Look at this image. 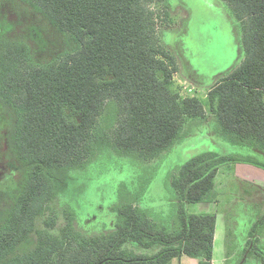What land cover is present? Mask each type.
Segmentation results:
<instances>
[{"label": "trees", "instance_id": "16d2710c", "mask_svg": "<svg viewBox=\"0 0 264 264\" xmlns=\"http://www.w3.org/2000/svg\"><path fill=\"white\" fill-rule=\"evenodd\" d=\"M165 1L0 0L16 25L38 13L57 40L72 42L42 62L21 32L0 36V109L16 167L0 180V264H170L183 256L212 264L217 217L187 206L214 202L224 166L264 170V0H222L241 25L245 57L206 100L183 98L175 87L177 61L161 42L153 8ZM109 102L118 108L111 145L119 157L158 160L191 122L206 118V106L220 135L243 153L209 151L179 168L166 223L125 198L111 208V228L83 233L73 211L55 233L53 206L66 196L65 175L84 172L110 149L96 139Z\"/></svg>", "mask_w": 264, "mask_h": 264}, {"label": "rangeland", "instance_id": "374dc122", "mask_svg": "<svg viewBox=\"0 0 264 264\" xmlns=\"http://www.w3.org/2000/svg\"><path fill=\"white\" fill-rule=\"evenodd\" d=\"M165 2L153 5V8L157 14L161 42L177 61L175 87L183 98L192 96L206 100L211 87L227 77L244 60L241 25L235 11L222 0ZM6 13L4 9L0 12V36L13 34V31L21 32L29 40L40 61H48L55 54L71 50V40L68 37L57 40L38 13H32L33 21L22 26L14 23V15L9 13L7 16ZM117 109L115 102L108 103L96 131V139L101 138L104 147L109 145V151L98 152L84 172H70L65 175L66 196H61L53 206L57 221L55 233L66 224L67 216L73 211L76 214L75 225L83 233L98 234L106 228H111L116 222V214L111 208L125 198H137L143 208L151 209L154 219L166 223L174 210V198L171 201L174 193L171 179L179 168L193 157L209 151L226 155L243 153V147L225 140L220 135L218 124L216 126L215 119L206 106V118L203 121L191 122L184 138L158 160L142 161L119 157L113 152L111 145ZM6 133L7 117L0 109L1 182L16 168L8 152ZM236 193L223 196L215 189L213 203L187 206L190 214L218 213L219 228L223 226V222L224 225L227 224V243L232 246L236 244V237L248 222L253 224L252 216L258 215L255 209L250 210L252 204L239 203ZM218 197L219 201L215 207L214 203ZM240 197L244 198L243 193ZM245 199L248 197L245 196ZM4 200L5 197L0 194V204ZM245 215L246 217H242ZM240 240L242 242L237 246L242 245V250L245 238L241 235ZM252 246L258 250L260 248L259 243H252ZM136 251L143 253L139 247H136ZM192 261L194 259L185 258L183 264H191ZM178 262L175 260L174 264ZM237 262L238 260L233 258L228 264Z\"/></svg>", "mask_w": 264, "mask_h": 264}, {"label": "crops", "instance_id": "0c3cea01", "mask_svg": "<svg viewBox=\"0 0 264 264\" xmlns=\"http://www.w3.org/2000/svg\"><path fill=\"white\" fill-rule=\"evenodd\" d=\"M215 189L223 196L240 192L236 193L238 202L241 204H252L250 210L255 209L258 215L252 216L253 224L248 222L245 229L236 237V244L232 246L227 243V224L225 223L224 225L223 222V226L219 228V215L218 213H213L217 217V224L212 264H228L229 260L233 258L238 260L237 264H264V170L246 164H234L228 168L222 167L215 179ZM241 193H243L244 198L240 197ZM245 196L248 199H245ZM218 201L219 197L214 203L215 207H217ZM242 217H246V215ZM241 235L245 238V243L243 242L245 246H243L242 250V245L237 246L239 242H242L240 240ZM252 243H259V250L258 248H253ZM262 246L263 248H261ZM185 258L189 257L183 256L179 259H174L170 264H174L175 260L179 261L178 264H183ZM191 264H198V261L194 259Z\"/></svg>", "mask_w": 264, "mask_h": 264}]
</instances>
